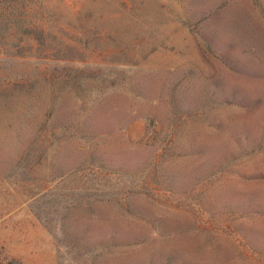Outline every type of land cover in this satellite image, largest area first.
Listing matches in <instances>:
<instances>
[{
    "label": "rangeland",
    "instance_id": "rangeland-1",
    "mask_svg": "<svg viewBox=\"0 0 264 264\" xmlns=\"http://www.w3.org/2000/svg\"><path fill=\"white\" fill-rule=\"evenodd\" d=\"M0 264H264V0H0Z\"/></svg>",
    "mask_w": 264,
    "mask_h": 264
}]
</instances>
